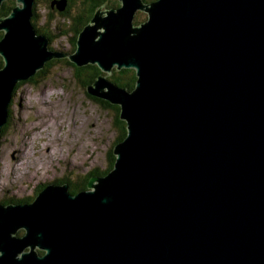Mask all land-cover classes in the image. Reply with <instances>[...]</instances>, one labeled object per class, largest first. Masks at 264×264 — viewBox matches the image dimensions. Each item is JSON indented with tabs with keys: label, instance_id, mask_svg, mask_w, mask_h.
Masks as SVG:
<instances>
[{
	"label": "water",
	"instance_id": "95a60500",
	"mask_svg": "<svg viewBox=\"0 0 264 264\" xmlns=\"http://www.w3.org/2000/svg\"><path fill=\"white\" fill-rule=\"evenodd\" d=\"M15 1L0 15V133L15 86L53 58L137 81L86 87L126 122L113 167L76 194L0 203V264H264V0H119L71 53L37 33L35 0Z\"/></svg>",
	"mask_w": 264,
	"mask_h": 264
},
{
	"label": "rangeland",
	"instance_id": "374dc122",
	"mask_svg": "<svg viewBox=\"0 0 264 264\" xmlns=\"http://www.w3.org/2000/svg\"><path fill=\"white\" fill-rule=\"evenodd\" d=\"M40 1L33 8V25L53 35L52 49L71 53L69 37L58 35L55 29L63 22L59 12L53 11L51 27L42 17L48 15L54 1ZM118 5L116 2L113 6ZM142 19L143 11H137L135 22ZM47 69L48 77L38 78L34 84L27 80L12 91L8 123L0 133L1 204L32 202L39 189L61 180H68L74 187L89 172H101L110 165L111 150L119 137L115 112L87 96L66 62H54ZM102 73L111 79L110 74Z\"/></svg>",
	"mask_w": 264,
	"mask_h": 264
},
{
	"label": "trees",
	"instance_id": "16d2710c",
	"mask_svg": "<svg viewBox=\"0 0 264 264\" xmlns=\"http://www.w3.org/2000/svg\"><path fill=\"white\" fill-rule=\"evenodd\" d=\"M50 1L51 0H49V2ZM65 1H66V6L63 10H58V8L56 6H51V4L48 3V4H50V6L48 7V9H50L49 13H47L48 15H42V17H44V20L46 23H50L49 26L51 27V26H53V24H51V21H53L55 19V17L52 14L53 11L59 12V15L63 18V22H61V24L56 25L55 29H56V31H58V35L69 37L72 52L76 48V39H77V36H78L80 30L86 24H88V22L93 17L96 9L99 7H101L102 9H107V8H110L111 6L115 5L116 2L119 3V0H80V2H79V0H65ZM144 1L149 2V1H153V0H144ZM38 2H41V1L35 0L34 9H35L36 3H38ZM15 3H16L15 0H4L2 2V5L0 6V15L9 14L10 10L12 9V7H14ZM54 4H56V3H54ZM73 6H75V8H72ZM71 10H72V13H71ZM35 16H36V13L32 16L33 22H35ZM134 22H135V18H134ZM135 23H137V22H135ZM35 29H36V27H35ZM36 30L38 33L45 34L46 36H48L49 46H50V43L53 41V38H52L53 35H51L47 31L46 28H45V30L43 28L36 29ZM59 61H64L73 68V74H74L75 79L78 80L79 82H81L86 93H87L86 87L89 84H91L92 82H94L96 77L102 73L101 70L98 68V66L95 64H87L84 66H78L75 63L71 62L68 57L58 58V59L56 58V59H53L51 61L50 60L47 61L44 65V67L42 69H39L30 78H28L26 80L19 81L16 89L19 87V85L21 83H24L27 80H29L30 83L34 84V83H37L36 81L38 80V78H41V77L46 78V76L48 77V75L46 73L48 70L47 68L50 67V65H52L54 62H59ZM2 65H3V59L0 56V67ZM110 76H111V80L113 82H115L118 86L126 87L127 89H130V90H132L134 88L135 83H136V79H137V76L135 74V69H133V68H121L119 70H115L113 68V70L110 73ZM87 96L89 98H91V100L98 102L103 108H107V109L109 108L115 112L114 117L116 119V124H117L116 126H118V129H119V135H118L119 137L117 138V140H115V142L117 143V142L121 141L125 137L127 131H126V126H125L126 122L119 118V109H120L119 106L111 104V103L107 102L106 100H102V99L93 97V96L89 95L88 93H87ZM5 127H6V125L2 127L3 132H4ZM114 161H115V155L113 154V152L111 150L110 165L104 171L89 172L83 178V180H80L81 183L80 184H74L75 185L74 187L71 185L72 183H70L68 180L57 181V183L58 184L67 183L69 185L70 192L75 194L80 190L87 189V183L89 181L90 176H92V175H104L107 172H109L113 167ZM41 189H39V190H41ZM39 190L36 192V194H38L40 192ZM9 202H13V201H9ZM14 202L19 203V202H27V201L26 200H18V201H14ZM23 232H24L23 230H19L18 235H22ZM39 253L42 254L43 251L39 250Z\"/></svg>",
	"mask_w": 264,
	"mask_h": 264
},
{
	"label": "bare ground",
	"instance_id": "6f19581e",
	"mask_svg": "<svg viewBox=\"0 0 264 264\" xmlns=\"http://www.w3.org/2000/svg\"><path fill=\"white\" fill-rule=\"evenodd\" d=\"M53 1H54L53 3H56V5H57L58 2L61 3L63 0H58V1H57V0H53ZM64 1H65V0H64ZM143 1H144V0H143ZM2 2H3V1H2ZM2 2L0 3V6L2 5ZM144 2L147 4V3H150V2H152V1H149V2L144 1ZM60 3H59V4H60ZM65 6H66V1H65V3H64V8H65ZM113 7H114V6H113ZM113 7H110V8H113ZM135 15H136V14H135ZM134 18H135V16H134ZM134 18H133L132 22H133L134 25H136V23L134 22ZM31 23H32V18H31ZM32 25H33V23H32ZM33 26H34V25H33ZM34 28H35V27H34ZM35 30H36V29H35ZM36 31H37V30H36ZM37 33H38V32H37ZM38 34H40V33H38ZM43 35H44V34H43ZM122 68H126V67H122ZM111 71H112V70H111ZM110 73H111V72H110ZM135 74H136V72H135ZM105 77H106V76H105ZM106 79H108V78L106 77ZM108 81H111V79H109ZM136 81H137V79H136ZM119 108H120V106H119ZM119 113H120V109H119ZM57 116H58V114L56 115V117H57ZM45 146H46V147H49V148H48V149H49L48 152H49L50 155H51L52 152H51L50 144L47 142V143L45 144ZM53 152H54V151H53ZM93 176L98 177V176H102V175H92V176H90V178L93 177ZM90 178H89V179H90ZM61 184H65V183H61ZM66 184H67V183H66ZM68 186H69V185H68ZM80 191H81V190H80ZM78 192H79V191H78ZM75 194H76V193H75ZM43 253H44V251H43ZM43 253H42V254H43Z\"/></svg>",
	"mask_w": 264,
	"mask_h": 264
},
{
	"label": "flooded vegetation",
	"instance_id": "af4514ba",
	"mask_svg": "<svg viewBox=\"0 0 264 264\" xmlns=\"http://www.w3.org/2000/svg\"><path fill=\"white\" fill-rule=\"evenodd\" d=\"M111 7H113V6H111ZM7 123H8V122H7ZM7 123H6L5 125H7ZM5 125H4V126H5ZM80 183H81V182H79V181H78V183H77V184H80Z\"/></svg>",
	"mask_w": 264,
	"mask_h": 264
}]
</instances>
